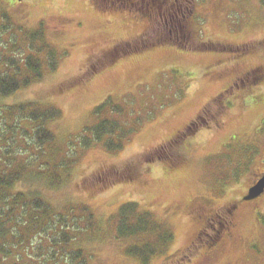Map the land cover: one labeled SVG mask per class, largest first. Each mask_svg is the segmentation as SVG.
Returning a JSON list of instances; mask_svg holds the SVG:
<instances>
[{"label": "rangeland", "instance_id": "1", "mask_svg": "<svg viewBox=\"0 0 264 264\" xmlns=\"http://www.w3.org/2000/svg\"><path fill=\"white\" fill-rule=\"evenodd\" d=\"M263 1L199 0L187 49L143 35L135 11L110 10L106 0H0V61L17 57L20 41L37 31L57 61L48 68L46 50L41 80L0 98V162L29 165L14 190L37 191L77 225L87 264H264V195L240 203L228 239L180 262L201 225L192 207L219 212L264 173ZM25 104L60 112L46 124L54 140L42 149L32 122L14 110ZM204 112L209 126L168 145ZM103 119L131 129L119 151L105 148L106 137L80 143ZM127 202L151 219L147 232L120 238ZM145 245L154 251L147 263L127 254Z\"/></svg>", "mask_w": 264, "mask_h": 264}, {"label": "trees", "instance_id": "2", "mask_svg": "<svg viewBox=\"0 0 264 264\" xmlns=\"http://www.w3.org/2000/svg\"><path fill=\"white\" fill-rule=\"evenodd\" d=\"M37 32L24 36L20 41L23 47L17 57L3 53L5 57L0 61V98L8 97L19 89L41 80L43 62L39 57L46 50L49 57L47 67L55 70L57 61L54 52H50L48 46L41 42L40 33ZM36 46L37 50L33 51ZM24 47L27 48L26 51ZM30 105L32 104L19 105L14 107V110L22 112L32 122L33 140L39 145L38 148L42 149L54 140L46 124L57 118L60 112L52 107L32 109L34 105ZM104 105L105 103L98 106L96 112L100 113ZM115 108L112 110L119 113L121 108ZM87 130L91 137H88L89 134L83 136L80 143L87 146L92 141L99 142L106 137L104 146L108 151L122 149L123 138L131 133L130 128L128 131L124 130L118 121L113 119L100 120ZM114 138L116 143L110 141H114ZM15 159L4 156V160L0 162V264H87L88 255L76 246L73 235L78 230L77 225L69 226L68 216L58 213L37 191H30L28 197L26 190H14L17 183L23 182L29 171V165L22 160L15 163ZM70 219L75 221L76 218L72 216ZM149 219V211L140 209L137 203L123 204L120 207L117 237L147 232ZM37 236L40 239L38 243L34 241ZM34 242L36 244L33 246ZM153 252L148 245L127 248V254L139 258L143 263L148 262Z\"/></svg>", "mask_w": 264, "mask_h": 264}, {"label": "flooded vegetation", "instance_id": "3", "mask_svg": "<svg viewBox=\"0 0 264 264\" xmlns=\"http://www.w3.org/2000/svg\"><path fill=\"white\" fill-rule=\"evenodd\" d=\"M109 2L107 8L116 11H135L134 20L139 25L145 24L141 31L143 35L157 33L153 39L161 44H179L178 47L192 48L194 44V36L197 35L199 26L198 12L196 11V3L199 0H106ZM260 1V0H259ZM199 4V3H198ZM136 25V22H135ZM154 31V32H153ZM151 36V35H149ZM193 36V37H192ZM192 38V40H191ZM130 45V43H123ZM203 44V43H202ZM205 47V45H203ZM118 45L110 50H116ZM217 100V99H215ZM214 100V101H215ZM208 125L207 113L199 114L196 119L188 123L184 130L176 133L175 136L168 140V145L179 144L184 141L191 133H194L201 126ZM209 126V125H208ZM264 173L262 174V176ZM258 180V179H257ZM253 181L248 185L241 194L239 201L229 204H223L219 212L207 211L201 205L192 207L193 217L199 222L200 228L196 235L185 247L187 251L180 262L185 261V257L194 254L196 251L203 253L208 242L217 239H228L235 229V216L243 201L256 200L264 195V191L258 197L253 199H245L248 190L256 182ZM211 232V233H210ZM213 232V233H212ZM185 258V259H184ZM184 263V262H183ZM179 264V263H178Z\"/></svg>", "mask_w": 264, "mask_h": 264}, {"label": "water", "instance_id": "4", "mask_svg": "<svg viewBox=\"0 0 264 264\" xmlns=\"http://www.w3.org/2000/svg\"><path fill=\"white\" fill-rule=\"evenodd\" d=\"M264 191V175L249 188L248 194L245 199H253L258 197Z\"/></svg>", "mask_w": 264, "mask_h": 264}]
</instances>
